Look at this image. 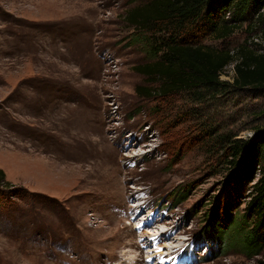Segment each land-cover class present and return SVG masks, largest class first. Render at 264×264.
I'll return each mask as SVG.
<instances>
[{
    "label": "rangeland",
    "instance_id": "374dc122",
    "mask_svg": "<svg viewBox=\"0 0 264 264\" xmlns=\"http://www.w3.org/2000/svg\"><path fill=\"white\" fill-rule=\"evenodd\" d=\"M152 2L0 0V264H264L201 235L228 197L219 136L264 128V91L148 94L154 48L127 13ZM249 31L191 40L264 46Z\"/></svg>",
    "mask_w": 264,
    "mask_h": 264
},
{
    "label": "trees",
    "instance_id": "16d2710c",
    "mask_svg": "<svg viewBox=\"0 0 264 264\" xmlns=\"http://www.w3.org/2000/svg\"><path fill=\"white\" fill-rule=\"evenodd\" d=\"M263 8L264 0H153L149 6L129 11L132 25L146 34L145 41L154 48V59L138 69L159 83L147 89L148 94L204 89L216 93L222 87L234 92L264 91V46L255 48L245 41L231 50L191 40L195 30L227 38L246 23L249 32L261 30L264 34ZM229 9L233 15L227 18ZM233 61L234 81L221 80L220 74ZM234 137L226 140L219 136L228 158L224 181L228 197L209 213L201 235L205 241L218 243L223 251L237 248L256 254L264 248V128H256L249 138ZM257 173L261 176L254 182ZM11 185L0 168V187ZM248 187L249 200L237 218L235 211Z\"/></svg>",
    "mask_w": 264,
    "mask_h": 264
},
{
    "label": "built area",
    "instance_id": "2783aa9c",
    "mask_svg": "<svg viewBox=\"0 0 264 264\" xmlns=\"http://www.w3.org/2000/svg\"><path fill=\"white\" fill-rule=\"evenodd\" d=\"M229 66H232V72H233V74H229V75H228V77H229L228 80L221 79V76L224 75V74H226L227 68H228ZM235 67H236V61H233V62H231L229 65H227V66L224 68V70L222 71V73L220 74V79L223 80V81H227V82H233L234 79H235V77H236V69H235ZM230 79H231V80H230Z\"/></svg>",
    "mask_w": 264,
    "mask_h": 264
},
{
    "label": "bare ground",
    "instance_id": "6f19581e",
    "mask_svg": "<svg viewBox=\"0 0 264 264\" xmlns=\"http://www.w3.org/2000/svg\"><path fill=\"white\" fill-rule=\"evenodd\" d=\"M138 144H139V142H138ZM158 222H160V220H155V222H154V224L153 225H155L156 223H158ZM152 225V224H151ZM157 228H159V227H157ZM170 230V229H169ZM169 230H167V231H159L160 232V236L162 235L163 236V238H165L166 239V234L169 232ZM173 235V234H172ZM171 234H170V236L169 237H171L172 239H175L176 238V236H175V234L172 236ZM168 237V238H169ZM133 260V259H132ZM132 262H135V261H132ZM129 264H130V260H129Z\"/></svg>",
    "mask_w": 264,
    "mask_h": 264
}]
</instances>
